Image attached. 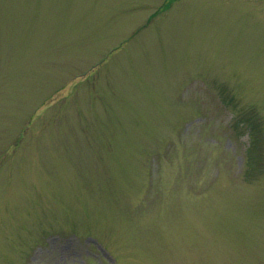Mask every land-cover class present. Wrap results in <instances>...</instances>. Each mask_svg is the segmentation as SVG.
Segmentation results:
<instances>
[{"label": "rangeland", "instance_id": "374dc122", "mask_svg": "<svg viewBox=\"0 0 264 264\" xmlns=\"http://www.w3.org/2000/svg\"><path fill=\"white\" fill-rule=\"evenodd\" d=\"M0 264H264V0H0Z\"/></svg>", "mask_w": 264, "mask_h": 264}]
</instances>
